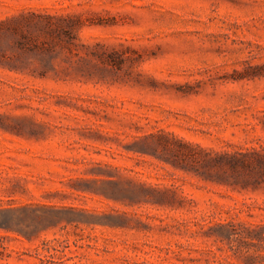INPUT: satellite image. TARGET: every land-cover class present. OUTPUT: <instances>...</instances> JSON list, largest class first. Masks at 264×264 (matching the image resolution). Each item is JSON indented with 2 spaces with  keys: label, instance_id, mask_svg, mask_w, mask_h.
I'll use <instances>...</instances> for the list:
<instances>
[{
  "label": "rangeland",
  "instance_id": "374dc122",
  "mask_svg": "<svg viewBox=\"0 0 264 264\" xmlns=\"http://www.w3.org/2000/svg\"><path fill=\"white\" fill-rule=\"evenodd\" d=\"M0 211V264H264V0H0Z\"/></svg>",
  "mask_w": 264,
  "mask_h": 264
},
{
  "label": "trees",
  "instance_id": "16d2710c",
  "mask_svg": "<svg viewBox=\"0 0 264 264\" xmlns=\"http://www.w3.org/2000/svg\"><path fill=\"white\" fill-rule=\"evenodd\" d=\"M3 212H5V211H0V214H3ZM0 219H1L0 223H1V221H5L4 223H6V225L7 224L9 225V223H11V222H9V220L7 218H0Z\"/></svg>",
  "mask_w": 264,
  "mask_h": 264
}]
</instances>
